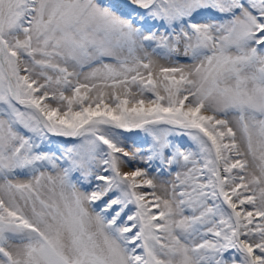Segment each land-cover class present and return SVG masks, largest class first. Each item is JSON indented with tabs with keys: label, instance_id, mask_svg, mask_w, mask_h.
I'll list each match as a JSON object with an SVG mask.
<instances>
[{
	"label": "snow or ice",
	"instance_id": "snow-or-ice-1",
	"mask_svg": "<svg viewBox=\"0 0 264 264\" xmlns=\"http://www.w3.org/2000/svg\"><path fill=\"white\" fill-rule=\"evenodd\" d=\"M0 264H264V0H0Z\"/></svg>",
	"mask_w": 264,
	"mask_h": 264
}]
</instances>
